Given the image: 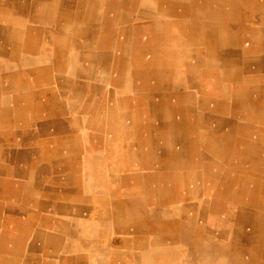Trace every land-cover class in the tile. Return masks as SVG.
Here are the masks:
<instances>
[{
  "label": "rangeland",
  "instance_id": "rangeland-1",
  "mask_svg": "<svg viewBox=\"0 0 264 264\" xmlns=\"http://www.w3.org/2000/svg\"><path fill=\"white\" fill-rule=\"evenodd\" d=\"M0 150L45 198L3 264H264V0H0Z\"/></svg>",
  "mask_w": 264,
  "mask_h": 264
},
{
  "label": "crops",
  "instance_id": "crops-1",
  "mask_svg": "<svg viewBox=\"0 0 264 264\" xmlns=\"http://www.w3.org/2000/svg\"><path fill=\"white\" fill-rule=\"evenodd\" d=\"M154 29L162 30L163 26L156 25ZM78 140V139H77ZM79 142H76L75 148L76 152L79 151ZM7 152L11 154L8 158ZM27 156V158H26ZM65 160L68 164L66 165L69 169H72V175L75 176V168L77 164V160L74 161L76 164L71 165L68 159H60L56 161V163H52V166H55L54 169L56 172H60L63 168L62 162ZM49 163H47L48 165ZM31 166V167H30ZM32 165L31 160L28 155H24L23 153H19L18 151H11V150H0V241L3 243H12V244H19L18 237L20 235H24V232L27 236H34L36 238L40 237V234L37 229V225H44V222L37 217V214L34 211L24 210L23 205L27 207H32L36 203V199L45 200L44 197L36 196L34 194V184L35 180L34 174L31 172ZM45 179V178H44ZM46 184L50 189V185L52 183L55 184H63L66 186V182L64 178L59 174H51L48 175L46 178ZM57 180V181H56ZM74 188L75 191L77 189V182L75 180H70L68 185V189ZM21 191L28 192L26 194L27 198H13L18 197L21 194ZM25 195V193H23ZM22 196V195H21ZM24 206V207H25ZM119 207L122 206L121 203L118 204ZM47 219V218H46ZM120 224H123L119 221ZM154 223H157L153 221ZM160 224V223H159ZM109 227L113 230H116L115 222L110 223ZM163 223L159 227V230L163 232ZM147 229H144L146 232ZM7 231V232H6ZM27 231V232H26ZM135 231V230H134ZM142 231L140 227L137 228L136 234ZM120 234H129L124 232L122 228V232L118 231ZM150 232V231H148ZM17 235L15 236V234ZM20 233V234H18ZM114 233V232H113ZM131 234V233H130ZM142 236V235H139ZM34 237H30L32 239H36ZM50 236H45L42 238L40 242L46 249H50L48 247L47 240ZM121 242H126V237H120L119 239ZM62 264H87L88 259L87 256L76 254V255H66L62 257ZM144 260L147 261L144 257ZM11 264H17V261L10 260ZM59 262V261H58ZM4 260L2 259L0 264H3Z\"/></svg>",
  "mask_w": 264,
  "mask_h": 264
},
{
  "label": "bare ground",
  "instance_id": "bare-ground-1",
  "mask_svg": "<svg viewBox=\"0 0 264 264\" xmlns=\"http://www.w3.org/2000/svg\"><path fill=\"white\" fill-rule=\"evenodd\" d=\"M225 1V0H224ZM219 2V1H218ZM223 2V1H222ZM221 2V3H222ZM229 2V1H228ZM229 5V4H228ZM219 9H220V7H219ZM221 10V9H220ZM228 10V9H227ZM242 10H243V8H242ZM223 11V10H222ZM240 11V10H239ZM222 13V12H221ZM229 13V12H228ZM240 14V13H239ZM258 14V13H257ZM244 15V14H243ZM254 17V16H253ZM243 19V18H242ZM242 21V20H241ZM241 21H240V23H241ZM246 21V20H245ZM250 25V24H249ZM223 26V25H222ZM225 29V28H224ZM229 32V31H228ZM239 32V31H238ZM227 33V32H226ZM245 43V42H244ZM248 45V44H247ZM262 45V44H261ZM256 46H258V45H256ZM248 47H250L249 45H248ZM251 47H253V46H251ZM255 47V46H254ZM253 47V48H254ZM253 48H251V49H253ZM215 49V48H214ZM248 49V48H247ZM249 50V49H248ZM255 50V49H254ZM213 51V50H212ZM214 52V51H213ZM244 56V55H243ZM247 56V55H246ZM249 57V56H248ZM217 59V58H216ZM244 60H245V58H244ZM248 61V60H247ZM217 62V61H216ZM244 62H246V61H244ZM253 62V61H252ZM214 63V62H213ZM231 63H233V62H231ZM255 63V62H254ZM245 65H247V64H245ZM242 69H244V67L242 68ZM250 69H253V68H251L250 67ZM228 71H229V69H228ZM169 72V71H168ZM252 72V71H251ZM236 73V72H235ZM238 73V72H237ZM166 75V74H165ZM179 75V74H178ZM193 75V74H192ZM167 76V75H166ZM189 76L191 77V74H189ZM188 77V76H187ZM194 77V76H193ZM173 78V77H172ZM177 79V78H176ZM174 80V79H173ZM255 85V84H254ZM193 87V86H192ZM199 90V89H198ZM199 92V91H198ZM213 103V102H212ZM196 107V106H195ZM198 110V109H197ZM214 116V115H213ZM215 118V117H214ZM89 119V118H88ZM218 119V118H217ZM219 119H221V118H219ZM219 119H218V122H219ZM225 119V118H224ZM74 120V119H73ZM83 120H85V119H83ZM215 122V121H214ZM224 122V121H223ZM74 123V122H73ZM233 123H235V122H233ZM89 124V123H88ZM224 124V123H223ZM218 125V124H217ZM233 125V124H232ZM231 125V126H232ZM86 126H87V124H86ZM88 126H90V125H88ZM221 126V125H220ZM223 126V125H222ZM232 134V133H231ZM230 134V135H231ZM219 135V134H218ZM221 135H222V133H221ZM222 140H223V138H222ZM246 140V139H245ZM259 143V142H258ZM245 148H247V147H245ZM247 151V150H246ZM250 151V150H249ZM252 151V150H251ZM250 151V152H251ZM255 151H257V150H254V152ZM259 151V150H258ZM244 152V151H243ZM248 152V151H247ZM261 152V151H260ZM206 153V152H205ZM246 153V152H245ZM249 154V153H248ZM251 154V153H250ZM249 154V155H250ZM202 156V155H201ZM251 156V155H250ZM254 156V155H253ZM256 157V156H255ZM257 159V158H256ZM261 159V158H260ZM255 161V160H254ZM249 167V166H248ZM251 167V166H250ZM173 171V170H172ZM263 173V172H262ZM90 175V174H89ZM171 175H172V173H171ZM249 176V175H248ZM169 177V176H168ZM222 179V178H221ZM215 180H216V178H215ZM214 180V181H215ZM218 180V179H217ZM220 181V180H219ZM222 183V182H221ZM220 183V184H221ZM231 183V182H230ZM223 185H225V184H223ZM233 186V185H232ZM220 187V186H219ZM223 188V187H222ZM263 188V187H262ZM248 189V188H247ZM73 190H75L74 188H72V189H68V191H70V192H72ZM242 191V190H241ZM246 191V190H245ZM244 191V192H245ZM232 193V192H231ZM261 194H263V193H261ZM252 195V194H251ZM90 196H92V195H90ZM254 196V195H253ZM251 197V196H250ZM250 199V198H249ZM244 201V200H243ZM250 201V200H249ZM248 201V202H249ZM232 202V201H231ZM234 202V201H233ZM251 205V204H250ZM262 212V211H261ZM241 214V213H240ZM243 215V214H242ZM242 215H240V217L242 216ZM252 215V214H251ZM243 217V216H242ZM162 245V244H161ZM167 246V245H166ZM164 248V247H163ZM161 249V248H160ZM166 249H168V247L166 248ZM158 250V249H157ZM162 250V249H161ZM161 250H159V251H161ZM99 251V250H98ZM87 252V251H86ZM162 252V251H161ZM163 252H165V251H163ZM169 252V251H168ZM167 252V253H168ZM170 253V252H169ZM89 255H90V253H88ZM165 255V254H164ZM212 256V255H211ZM214 258V257H213ZM147 261H149V260H147ZM173 261V260H172ZM219 261V260H218ZM220 261L222 262V260L220 259ZM224 263H226V262H224ZM173 264V263H172Z\"/></svg>",
  "mask_w": 264,
  "mask_h": 264
}]
</instances>
